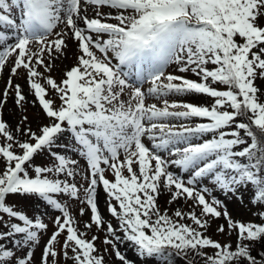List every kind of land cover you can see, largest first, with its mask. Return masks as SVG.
Returning a JSON list of instances; mask_svg holds the SVG:
<instances>
[{"label": "snow or ice", "instance_id": "obj_1", "mask_svg": "<svg viewBox=\"0 0 264 264\" xmlns=\"http://www.w3.org/2000/svg\"><path fill=\"white\" fill-rule=\"evenodd\" d=\"M5 72L0 264H264V0H0ZM32 198L58 210L50 234Z\"/></svg>", "mask_w": 264, "mask_h": 264}, {"label": "rangeland", "instance_id": "obj_2", "mask_svg": "<svg viewBox=\"0 0 264 264\" xmlns=\"http://www.w3.org/2000/svg\"><path fill=\"white\" fill-rule=\"evenodd\" d=\"M71 51L72 50L70 49V52ZM73 63H74V58L68 59V60L64 61L63 63H58V67L54 71L53 75L59 80L63 75L65 67L66 66L70 67ZM21 75H23V74H21ZM7 78H8V74H7V72H5L4 76L2 78H0V90L3 89L4 82L7 80ZM16 82H19L22 85L25 84V81L23 78L16 80ZM145 87H147V85H145ZM4 113H5V115H4L5 120H7L13 126V128H15L17 121L20 119L21 113L15 109V106L11 103V101L6 105V107L4 109ZM24 114L28 115L29 120L31 121V124H32V127L34 130L37 129L39 124H43V123L47 122L43 113L39 109V105H37L36 107L29 106L27 108V112ZM61 143H67V144L71 145V143H72L71 137L66 135L63 138V140L61 141ZM60 151L64 152V151H67V149L61 148ZM50 159H51V157H49L47 154H45V155H42L41 157L37 158V163L48 162ZM81 163L83 164L84 162L81 161ZM109 178L110 179L112 178L111 175H109ZM214 194L217 195L218 197H220L221 199H223V196L221 195V193L219 191L215 192ZM168 199H169V194H167V193H165L164 195H162L159 198L158 202H159V205H160L162 211L165 208H169V205L167 203ZM226 202L229 203L230 211H232V214L235 218H238V219L246 221V222L247 221L259 222L257 216L254 215V213L257 212V208L254 207L253 205L248 204L247 207H244L238 201L233 200V201H226ZM16 203L19 205L20 208L27 210L29 214L35 213L36 215H41V218L44 219L45 222L49 223V234H50V232L52 230V220L55 218L56 215H59L58 210L52 209L51 207H45V205L42 201L38 202L34 198L28 199V200H17ZM245 203L247 204V200H245ZM190 204H191L190 201L181 200L179 202V204H174L171 206V208H169V213L171 214V211L174 208L179 207L181 205L183 206V210L187 211L189 209ZM82 206L83 205H81L77 202H71L70 210L73 213H76V211ZM100 207L102 210H104L106 208V205L104 204L103 198H101V200H100ZM104 214L106 216H108L109 219H112V222L114 225L116 224L115 219L111 218L110 215L106 211ZM83 219L87 220V216H85ZM220 223H223V220L215 221L212 224V228L208 234L211 235L213 239L219 240L223 243L224 241L228 240L229 237L216 232V227ZM91 234L92 233H89V235H91ZM47 238H48L47 235H45L43 237V239L41 240V248L43 246L44 241ZM102 239H103V234H101V240ZM231 239L234 243L235 237L233 236ZM97 243L102 249L103 245L100 243V241H98ZM40 251H41V249L36 250L37 257H39ZM128 255L133 260L137 259V257L131 251L128 252ZM106 259L108 261V264H119V261H117L114 256H108V257H106ZM69 264H71V261H69ZM138 264H157V262L153 261V260H146L143 262L138 261Z\"/></svg>", "mask_w": 264, "mask_h": 264}, {"label": "trees", "instance_id": "obj_3", "mask_svg": "<svg viewBox=\"0 0 264 264\" xmlns=\"http://www.w3.org/2000/svg\"><path fill=\"white\" fill-rule=\"evenodd\" d=\"M169 264H186V260L180 256L173 257Z\"/></svg>", "mask_w": 264, "mask_h": 264}]
</instances>
